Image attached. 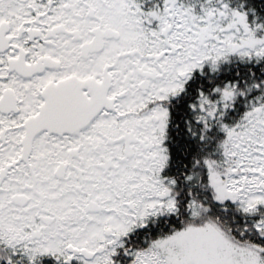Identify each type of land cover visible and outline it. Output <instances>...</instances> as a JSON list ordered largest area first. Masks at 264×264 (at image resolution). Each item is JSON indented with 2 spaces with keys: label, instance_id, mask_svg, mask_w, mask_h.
Here are the masks:
<instances>
[{
  "label": "snow or ice",
  "instance_id": "6c2138e0",
  "mask_svg": "<svg viewBox=\"0 0 264 264\" xmlns=\"http://www.w3.org/2000/svg\"><path fill=\"white\" fill-rule=\"evenodd\" d=\"M0 264H264V0H0Z\"/></svg>",
  "mask_w": 264,
  "mask_h": 264
}]
</instances>
